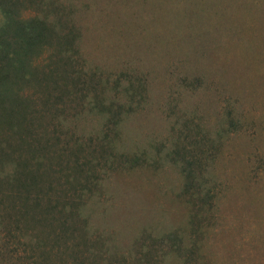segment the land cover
Returning <instances> with one entry per match:
<instances>
[{
    "label": "rangeland",
    "instance_id": "374dc122",
    "mask_svg": "<svg viewBox=\"0 0 264 264\" xmlns=\"http://www.w3.org/2000/svg\"><path fill=\"white\" fill-rule=\"evenodd\" d=\"M8 16L48 86L0 127V264H264V0H0Z\"/></svg>",
    "mask_w": 264,
    "mask_h": 264
},
{
    "label": "trees",
    "instance_id": "16d2710c",
    "mask_svg": "<svg viewBox=\"0 0 264 264\" xmlns=\"http://www.w3.org/2000/svg\"><path fill=\"white\" fill-rule=\"evenodd\" d=\"M28 26L22 22L16 23L9 16L5 24L0 26V32L3 33L8 27L14 30V38L10 41L1 40L0 36V127L4 126L6 131L25 125V108L41 103L38 94L25 96L24 87L30 82L40 89L48 86L42 71L30 72V68L34 70V66L30 63L29 55L38 46V35ZM41 93L42 98L48 99L46 94ZM42 103L45 104L43 101ZM10 136L8 133V137Z\"/></svg>",
    "mask_w": 264,
    "mask_h": 264
}]
</instances>
